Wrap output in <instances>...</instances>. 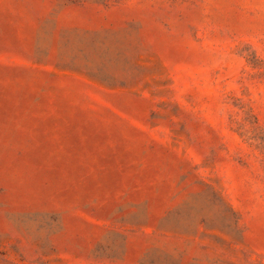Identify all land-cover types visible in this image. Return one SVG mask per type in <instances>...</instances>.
<instances>
[{
    "label": "rangeland",
    "instance_id": "1",
    "mask_svg": "<svg viewBox=\"0 0 264 264\" xmlns=\"http://www.w3.org/2000/svg\"><path fill=\"white\" fill-rule=\"evenodd\" d=\"M0 264H264V0H0Z\"/></svg>",
    "mask_w": 264,
    "mask_h": 264
}]
</instances>
